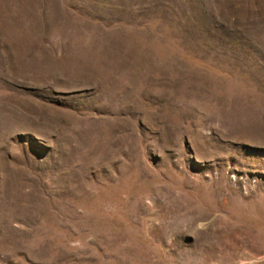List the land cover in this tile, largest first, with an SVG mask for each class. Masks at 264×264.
<instances>
[{
	"label": "rangeland",
	"instance_id": "1",
	"mask_svg": "<svg viewBox=\"0 0 264 264\" xmlns=\"http://www.w3.org/2000/svg\"><path fill=\"white\" fill-rule=\"evenodd\" d=\"M0 264H264V0H0Z\"/></svg>",
	"mask_w": 264,
	"mask_h": 264
}]
</instances>
